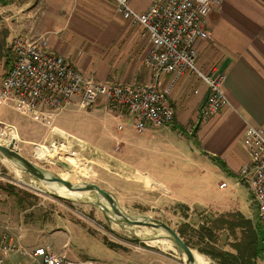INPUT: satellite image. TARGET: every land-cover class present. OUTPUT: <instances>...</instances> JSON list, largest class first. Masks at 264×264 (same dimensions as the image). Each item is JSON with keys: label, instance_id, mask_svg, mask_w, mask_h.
Masks as SVG:
<instances>
[{"label": "rangeland", "instance_id": "obj_1", "mask_svg": "<svg viewBox=\"0 0 264 264\" xmlns=\"http://www.w3.org/2000/svg\"><path fill=\"white\" fill-rule=\"evenodd\" d=\"M37 2L0 0V83L12 65L13 39L17 36L38 38L28 30L29 8H34ZM135 28L143 36V30ZM95 59L92 70L98 74L104 68L96 65L100 59ZM69 60L79 70L76 61ZM90 60V56L85 61L81 59L88 67ZM85 77L105 82L98 76ZM106 82L121 84L116 78ZM59 115L35 119L18 114L10 107H1L0 142L13 146L17 153L51 176L77 184H97L111 193L131 217H148L169 225L209 264H223L227 254L237 256L240 242L249 238L251 230L259 231L262 239L259 238L257 247L262 254L256 264H264V227L246 179L239 177L240 186H235L234 179H221L216 165L212 164L201 169L199 175L195 169L198 165L186 159L194 150L192 144L196 145V131L205 123L201 122L200 112L197 118L190 116L184 126L176 121L179 129L176 133L146 135L134 133L128 127L118 133V123L113 117L98 110L83 111L75 102ZM6 127L13 130L9 138L3 137ZM56 130L85 146L67 140ZM118 143L119 152L116 151ZM39 147L63 151L76 167L68 169L60 164L69 166L68 163L39 159L36 155ZM223 183L228 187L220 189ZM180 199L187 203H178ZM9 201L20 207L19 224H0V246L9 236L21 252L56 245L66 250L68 259L93 264L108 261L112 252L138 257L143 263H149L154 253L184 261L185 254L165 231L116 224L97 205L103 200L95 192L83 200L60 198L0 152V204L4 206ZM34 206L40 208L38 215L52 216L55 223L20 224L28 222ZM25 211L30 212L24 215L26 221L22 217ZM235 224L251 226L234 227ZM160 255L158 262L163 259ZM7 260L5 264H40L20 252L10 253Z\"/></svg>", "mask_w": 264, "mask_h": 264}, {"label": "crops", "instance_id": "obj_2", "mask_svg": "<svg viewBox=\"0 0 264 264\" xmlns=\"http://www.w3.org/2000/svg\"><path fill=\"white\" fill-rule=\"evenodd\" d=\"M154 1L129 0L137 12L147 11ZM29 9L31 24L28 30L38 38H47L55 54L76 61L85 76H98L105 82L116 78L123 84L152 83L153 76L144 62L150 48L149 41L138 28L132 27L116 12L113 0H38L34 8ZM208 30L209 38L196 42L198 65L206 75L216 69L226 76L225 91L231 107L200 126L194 135V150L186 159H191L194 166L198 165L195 169L199 175L207 165H216L221 179L229 177L234 179L235 186H240L238 179L242 177L241 170L250 163L244 131L248 125L264 129V0H225L221 11L211 14ZM88 56L92 62L89 67L81 61L87 60ZM94 57L100 59L96 65L104 68L98 74L95 69L92 70ZM166 80L169 81L168 77ZM208 95V87L200 78L180 79L170 95L176 110V121L184 126L190 116L197 118ZM94 110L110 115L118 126L121 124L104 103L90 112ZM176 121L171 128L138 134L176 133L179 131ZM124 126L122 132L126 127L136 132L129 121ZM56 131L67 140L76 142L63 132ZM177 201L187 203L182 199ZM11 203L0 204V224H19L20 207ZM33 208L31 218L27 217L28 222L20 224L55 223L52 216L38 215L40 208ZM26 213L30 212H22L24 220ZM53 250L69 257L61 246L54 245ZM112 254L102 264H185L182 260L181 263L157 253L149 263L118 252ZM159 255L163 258L161 262H158Z\"/></svg>", "mask_w": 264, "mask_h": 264}, {"label": "built area", "instance_id": "obj_3", "mask_svg": "<svg viewBox=\"0 0 264 264\" xmlns=\"http://www.w3.org/2000/svg\"><path fill=\"white\" fill-rule=\"evenodd\" d=\"M116 12L131 26L143 30L150 48L145 65L153 76L150 84H120L88 79L66 57L51 51L47 38L15 37L12 65L0 83V108L10 107L30 118L58 116L73 102L83 111L104 103L120 121L118 131L130 122L137 133L171 128L176 110L170 95L182 78H200L209 95L200 109L201 122H207L231 107L226 94V76L216 69L206 75L198 65L196 42L209 38L208 21L220 12L225 0H155L145 12L135 11L129 0H113ZM168 77V82L166 78ZM250 163L241 175L248 182L259 221L264 227V129L248 125L244 131ZM120 150L117 145L116 151ZM223 183L220 189L227 188ZM20 252L40 264H93L74 261L50 245L32 251L19 250L12 238L0 246V264L10 253Z\"/></svg>", "mask_w": 264, "mask_h": 264}, {"label": "water", "instance_id": "obj_4", "mask_svg": "<svg viewBox=\"0 0 264 264\" xmlns=\"http://www.w3.org/2000/svg\"><path fill=\"white\" fill-rule=\"evenodd\" d=\"M0 152L10 161L14 162L15 164L19 165L26 173L33 176L35 179L39 180L43 183H56L61 184L66 187L68 190L74 192H95L99 195L100 200H103L108 203L111 210L103 204V202H98L97 205L100 206L103 211L109 216L112 221H114L118 225L124 226H137V227H150L159 230H163L168 233L176 246L185 254L186 261L185 264H197L195 255L193 253V249H191L186 242L181 238L179 233L175 231L169 225L160 222L158 220H153L148 217H131L127 215L119 206L115 197L107 192L106 190L102 189L97 184L93 183H83L77 184L73 183L72 181L64 180L57 176H51L46 171L40 169L31 161L24 158L21 154L17 153L13 146L5 147L0 144ZM61 164V163H60ZM66 166L65 164H61ZM68 167V166H66ZM114 217V218H112Z\"/></svg>", "mask_w": 264, "mask_h": 264}, {"label": "bare ground", "instance_id": "obj_5", "mask_svg": "<svg viewBox=\"0 0 264 264\" xmlns=\"http://www.w3.org/2000/svg\"><path fill=\"white\" fill-rule=\"evenodd\" d=\"M12 132H13V130L11 128L6 127L3 137L6 138L5 136H7L9 138L11 136ZM0 144H1V142H0ZM3 146H5V145H3ZM5 147H8V146H5ZM36 155L41 160L53 161L56 163L57 162L58 163H60V162L68 163L69 164L68 169L76 167L75 162L67 154H65L63 151H61L59 149H48L47 147H39L37 149ZM61 164H63V163H61ZM60 178L67 180L63 177H60ZM43 185L48 190L54 192L60 198L67 199V200H73V201L83 200L84 198H89V195L91 193V192H83V193L82 192H74V191L68 190L63 185L56 184V183H43ZM103 204H105L108 208L110 207L108 205V203L105 201H103ZM112 218H114V217H112ZM193 253L195 255V259H196L197 264H209L208 260L203 255H201L199 253H195L194 251H193ZM184 261H186L185 255H184Z\"/></svg>", "mask_w": 264, "mask_h": 264}, {"label": "trees", "instance_id": "obj_6", "mask_svg": "<svg viewBox=\"0 0 264 264\" xmlns=\"http://www.w3.org/2000/svg\"><path fill=\"white\" fill-rule=\"evenodd\" d=\"M236 225V226H235ZM234 227H243L248 228V224H235ZM251 226V225H250ZM249 226V228H250ZM181 238L184 240L183 235L179 234ZM261 234L259 231L256 232L251 230L249 238L244 240V242H240L237 250V256L233 254H227L225 259L223 260V264H256V260L262 254V250H259L257 247L258 240L261 238ZM262 239V238H261ZM188 245V243H186ZM189 246V245H188Z\"/></svg>", "mask_w": 264, "mask_h": 264}]
</instances>
